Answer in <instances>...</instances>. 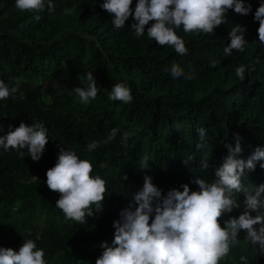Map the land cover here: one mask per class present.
<instances>
[{
  "label": "trees",
  "instance_id": "obj_1",
  "mask_svg": "<svg viewBox=\"0 0 264 264\" xmlns=\"http://www.w3.org/2000/svg\"><path fill=\"white\" fill-rule=\"evenodd\" d=\"M53 2L55 10L39 13L41 19L36 21L34 13L18 10L15 0H0V79L21 80L15 99L0 100L4 126L0 135L9 125L18 127L23 121L29 126L44 124L49 138L39 161H33L26 149L22 158L16 150L0 147V246L18 250L24 240L33 239L44 250L46 264H96L101 243L111 245L113 221L127 207L130 193L143 186L144 175L163 195L172 188L182 190L184 183L198 190L192 183L197 176L213 179V170L200 168L205 149L196 147L199 128L205 129L206 151L217 165L227 153L224 144L235 143L233 133L243 137L244 159L257 146L264 147V44L258 41L259 22L254 20L261 0H244L251 4L248 15L229 10L228 22L216 27L213 35L186 34L181 26L176 31L188 49L183 56L171 46L157 44L146 31L137 38L132 17L123 28H116L99 6L103 0ZM73 6L75 12L65 15L63 10ZM235 24L246 28L248 43L244 52L225 55L228 33ZM173 63L193 78L174 80ZM241 64H255V71L246 73L243 82L235 75ZM89 72L99 90L85 105L65 84L82 86L79 76ZM39 75L46 84L33 86V78ZM119 82L130 86L132 102L109 100L112 86ZM113 127L119 131L105 143ZM125 132L133 133L127 147L122 143ZM93 140L99 146L90 153L87 145ZM59 147L89 159L91 175L106 180L102 210L93 209L95 214L86 216L84 224L65 219L55 207L59 193L46 183V171L56 163ZM144 156L150 167L140 171ZM259 165L244 178L245 184H264V169ZM236 198L241 208L224 214L221 226L242 212L244 197L237 193ZM238 239L219 264H244L242 256L247 264H264V252L246 239L244 230Z\"/></svg>",
  "mask_w": 264,
  "mask_h": 264
},
{
  "label": "clouds",
  "instance_id": "obj_2",
  "mask_svg": "<svg viewBox=\"0 0 264 264\" xmlns=\"http://www.w3.org/2000/svg\"><path fill=\"white\" fill-rule=\"evenodd\" d=\"M132 3L133 0H103L99 6L112 17L116 28H123L132 17L131 27L137 38L146 31L150 39L161 46H171L181 56L188 52L185 40L176 31L181 26L186 34L213 35L216 27L228 22L226 14L229 10L241 15L252 11L251 4L246 5L244 0H137L134 9ZM15 7L22 12L34 13L36 21L41 19L39 13L55 10L53 0H15ZM75 10L73 6L63 11L65 15H71ZM254 20L259 22L258 41L264 44V0L255 10ZM149 22L153 23L146 28ZM245 32L246 28L240 24L231 28L225 55L245 51L248 43ZM212 67H216L215 62ZM254 71L255 64H241L235 68V75L243 82L246 73L250 75ZM170 74L174 80L181 76L187 80L193 78L177 63L172 64ZM79 79L82 86L73 87V91L80 102L87 105L97 97L99 88L93 72L84 78L79 76ZM20 84L19 77L10 78L7 83L0 79V100L10 96L15 99ZM109 100L125 104L132 102L130 86L126 82L114 84ZM3 127L0 124V132ZM118 131L113 127L105 143L111 142ZM197 133L200 143L196 147L205 149L200 168L213 170V179L208 181L197 176L192 183L198 186V190H191L189 184L184 183L182 190L172 188L163 195L152 178L144 175L143 186L130 193L127 207L120 211L119 219L113 221L115 231L111 245L107 241L101 243L103 251L96 264H219L231 247L239 243L241 230L249 242L259 245L260 251L264 252V184L256 186L243 182L248 174L255 171L257 162L264 169V147L257 146L244 159L243 137L238 132L233 133L235 143L224 144L227 153L217 165L206 151L205 129L199 128ZM131 135L133 133L123 134L125 147ZM48 141V130L39 122L30 126L23 121L18 127L9 125L8 131L0 135V147L5 151L14 149L24 158L22 150L26 149L33 161L41 159ZM98 146L99 142L93 140L87 145V150L91 153ZM149 167V158L142 157L139 170ZM92 172L93 165L89 159H81L74 150L59 147L56 163L46 171V183L50 190L59 193L55 207L62 210L65 219L84 224L86 216L95 214L93 209L96 212L102 210L106 180L99 175H91ZM124 178L126 180L127 176ZM237 193L244 197L243 210L239 216L224 220V226H221L224 214L241 208ZM241 260L247 264V257L242 256ZM0 264H46L45 252L37 248L33 239H26L18 250L0 246Z\"/></svg>",
  "mask_w": 264,
  "mask_h": 264
},
{
  "label": "rangeland",
  "instance_id": "obj_3",
  "mask_svg": "<svg viewBox=\"0 0 264 264\" xmlns=\"http://www.w3.org/2000/svg\"><path fill=\"white\" fill-rule=\"evenodd\" d=\"M39 84H46V83H45V79L43 78L42 75H39V76L33 78L32 85H33V86H36V85H39ZM56 86H57V85H55V87H56ZM65 87L68 88V91H69V92L74 93V95H75V97H76V99H77V101H78L79 99H78L76 93L73 91V87H71L68 83L65 84ZM44 101H45L46 103H49V102H50L48 98H45ZM45 219H48V216H47Z\"/></svg>",
  "mask_w": 264,
  "mask_h": 264
}]
</instances>
